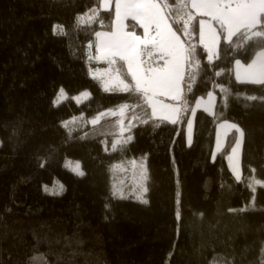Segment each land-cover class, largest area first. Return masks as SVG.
I'll return each instance as SVG.
<instances>
[{
	"label": "trees",
	"instance_id": "obj_1",
	"mask_svg": "<svg viewBox=\"0 0 264 264\" xmlns=\"http://www.w3.org/2000/svg\"><path fill=\"white\" fill-rule=\"evenodd\" d=\"M98 3L0 0V264H29L34 254L31 264H210L217 253L232 252L236 264H262L264 188L253 192L248 185L253 177L264 179V86L238 82L234 73L235 59L250 62L260 50L256 41L245 42L238 33L229 44L220 36V59L212 62L218 67H205L198 23L203 17L197 14L191 37L178 32L186 47L191 43L204 53L192 90L185 89L187 110L177 124L157 118L145 124L140 119H148L151 109L135 93L105 91L91 77L95 32L112 29L114 12L99 9L98 20L79 25L77 16ZM133 23L129 29L140 30ZM55 25L66 35H54ZM149 64L155 67V59ZM220 69L224 74L215 76ZM216 84L232 93L226 107ZM61 88L69 95L89 90L90 96L54 105ZM211 91L217 96L214 113L197 110L188 145L189 106ZM124 104L134 107L121 111ZM101 112L109 114L91 124ZM72 118L77 120L63 126ZM226 120L245 132L239 182L227 159L235 131L213 156L217 125ZM118 121L132 123L133 140L106 151L103 138L118 136ZM145 156L149 203L113 195L112 165ZM66 159L80 161L85 175L66 168ZM55 182L63 185L59 194L45 191Z\"/></svg>",
	"mask_w": 264,
	"mask_h": 264
},
{
	"label": "snow or ice",
	"instance_id": "obj_2",
	"mask_svg": "<svg viewBox=\"0 0 264 264\" xmlns=\"http://www.w3.org/2000/svg\"><path fill=\"white\" fill-rule=\"evenodd\" d=\"M99 9L104 11H114V28L109 32H95L97 37L96 51L101 53L103 58L107 59L110 65L117 63V58L123 61L127 66V74L131 76V81L126 82L118 74L114 78V87L120 91L135 93L137 97L143 100L144 104L151 109V115L148 119H140L133 116V120L140 119L141 123H148L149 119L157 118L167 120L172 124H177L180 121L181 114L187 110V98L183 96L184 85L190 92L192 85L196 81L199 70L201 69L200 57L204 53L197 51V46L189 43L185 46V41L181 39L178 32H182L184 36L191 37L193 35V21L198 14L200 17H211L219 25V32L212 28L211 24L203 18L199 19V39L206 50L208 66L218 67L212 62L214 59H220L219 52L214 51L220 36H225L229 44L233 43V36L240 33L245 42L256 41V46L260 49L255 52V58L251 63L242 64L240 59H235V79L241 83H251L264 86V0H225L221 3L220 0H100L96 8L90 9L89 13L80 14L77 16V25L82 21L92 23L99 19ZM174 13H179V19H176ZM85 17L87 19L85 20ZM131 18L136 21L140 28L143 29L142 35H137L134 30L128 31V25L125 20ZM102 24V21H100ZM174 24L179 27L174 29ZM207 30V31H206ZM54 35H66L62 25L53 27ZM256 38H259L258 40ZM89 48L92 44L89 43ZM242 47V45H237ZM153 51L159 53V61L162 63L158 67H143L140 57L147 52L149 57L153 55ZM98 59L100 57H97ZM89 59H92L90 56ZM119 73V69H117ZM187 74V78H186ZM206 74V73H205ZM224 74V69H220L214 73L215 76ZM96 78L95 76L93 77ZM214 87L220 88L225 94L224 106H227L228 96L232 95L223 84H216ZM112 88L105 83V91H110ZM83 95H89L83 93ZM165 96L172 100H179V106L165 104L158 97ZM209 98L213 96L212 92L208 93ZM61 98H67L64 89L61 88L54 105ZM248 100H256V96L246 97ZM133 105L124 104L121 106V111L133 108ZM135 107H140L139 104ZM199 107V102H197ZM207 111V109H205ZM195 109H193V114ZM159 113V115H158ZM108 112H101L93 118L90 123L96 125L101 118L108 115ZM222 115V113H221ZM119 133L112 143V150H117L118 145L123 148L131 143L133 136L131 135L132 123L124 125L123 121L117 122ZM63 126H67V122H63ZM158 126V125H157ZM188 129H192V121H187ZM222 127L234 129L239 137L235 139L234 146L231 148V154L228 156L229 161H232L237 156L245 136L244 130L237 123L224 122ZM125 132L128 135L125 136ZM190 139V137H189ZM3 142L0 141V144ZM219 141L217 147L219 148ZM108 150L107 148L105 149ZM146 159L142 157V160ZM135 164V161H133ZM78 176H84L85 172L81 170L79 162L74 165L71 162L66 163ZM43 167V164H41ZM142 182L134 189L135 198L143 204H148L145 199V194L148 192L146 186L147 174L146 168L141 164ZM232 171L236 180H241V174L237 166H232ZM252 173L256 172L255 168L251 169ZM254 184L264 188V179H254ZM253 192L256 191L253 184H249ZM60 191L63 190V185H60ZM45 191H50L45 186ZM53 194H59L54 192ZM118 190H114L113 195H117ZM120 198H126L123 193H119ZM179 203V201H177ZM255 197L253 196L251 203L254 204ZM108 207V205H106ZM243 210V209H242ZM10 211V210H9ZM229 211H234L229 209ZM203 216V213L200 214ZM180 219V214L177 212V220ZM260 252L264 256V241H261ZM43 255V254H40ZM35 259V254L28 258L29 264ZM210 264H236L235 253H217L212 257ZM264 264V261H262Z\"/></svg>",
	"mask_w": 264,
	"mask_h": 264
},
{
	"label": "rangeland",
	"instance_id": "obj_3",
	"mask_svg": "<svg viewBox=\"0 0 264 264\" xmlns=\"http://www.w3.org/2000/svg\"><path fill=\"white\" fill-rule=\"evenodd\" d=\"M221 3L225 2V0H220ZM234 2V0H233ZM114 12V11H113ZM115 19V17H114ZM203 19L207 20L209 22V24H211L212 28L215 29L217 32L218 29L214 24V21L211 19V17H203ZM130 20L131 18L127 19L124 21V23L126 25L129 26L130 24ZM133 21V20H132ZM134 23L136 24L137 22L134 21ZM133 23V24H134ZM114 28V20H113V26L112 29L108 30V31H101V32H109L111 30H113ZM128 31H132L129 29V27L127 28ZM136 32L137 35H142L143 33V29L140 28V30L135 29L134 30ZM207 31V30H206ZM178 35H180L178 33ZM181 39L183 40V38L181 37ZM220 39V38H219ZM95 43L97 44V37L95 39ZM186 46V44H185ZM214 51H218V44L216 46V48L213 49ZM156 52V51H154ZM156 64L155 67H158L160 63H162L161 61H159V53L156 52ZM97 57H100L99 59ZM142 57V56H141ZM143 58V57H142ZM255 58V56L253 57V59ZM144 61H146V67L151 66L152 64H149L150 62L152 63V60L149 58H143ZM252 61V60H251ZM247 62H241L242 64H248L251 63ZM117 69H119V73L117 72ZM124 73L127 74V66L123 61H120L117 58V63L114 65H110L107 61V59L103 58L101 53L97 52V56H96V68L92 71L91 73V77H96L95 79L100 83V85L102 86L103 89H105V83L107 82L109 84V86L112 89H118L114 87V78L119 74L121 76V78L125 79L126 82H130L129 79H131V76L127 74V77H125ZM234 73H235V64H234ZM183 88V96L185 95V89L187 90V88H184V85H182ZM66 94L67 98H72L77 102H83L85 100H87L90 96V91L89 90H84L82 92H80L79 94H75V95H69L66 91H64ZM213 93L212 98L210 99L209 96L207 95L206 97H202L200 99L197 100V102H199V107H197V102L193 105V106H189V112H188V120L192 121V129L189 130L188 126H187V121L185 124V137H186V143L188 145H191L194 139V119H195V114L197 112V110H204L207 109V113L209 114H213L214 110H215V104L217 101V96L216 93L214 91H211ZM83 93H88L89 95H83ZM58 95V94H57ZM57 98V96H56ZM55 98V100H56ZM66 98V99H67ZM158 99L165 103V104H172V105H176L179 106L180 101L179 100H172L168 97L165 96H160L158 97ZM63 100H65V98H61V100L55 104L58 105L59 103H61ZM193 109H195V112L193 114ZM183 114H185V111L181 114V118ZM159 115V113H158ZM77 119L76 118H72L71 120H67L65 122H67V125L69 124V122H75ZM92 120V119H91ZM90 120V121H91ZM228 123H234L232 121L226 120ZM225 121L219 122L216 128V138H215V144H214V149H213V156L215 157L217 155L218 152H220L226 145V141H227V137L229 135V133L231 131H235L234 129H230V128H226V127H222V125L224 124ZM128 135V132H125V136ZM132 135V133H131ZM190 137V139H189ZM239 137V134L236 133V139ZM111 138V139H110ZM105 137L103 138V143H104V147L107 148L108 150H112V143L115 142L117 137ZM1 141V140H0ZM219 141V148L217 147V142ZM243 142H244V138H243ZM243 142H242V146L237 154L236 157L233 158L232 161H229L228 157V164L230 169L232 170V166L235 165L238 167L240 174H241V178H242V169H241V163H242V151H243ZM231 154V151L229 152L228 156ZM133 161H135V164L133 163ZM71 162L72 165H74L76 162L80 163L81 166V170L82 169V165L81 162L78 160H73V159H66L64 162V166L66 165V163ZM128 163V164H126ZM143 164L144 168H146V174L148 177V170H147V166H146V159L142 160V157L140 158H127L125 157L124 160H121L120 162H115L112 167H111V177H112V191L114 192V190H118V194L115 196L120 197L119 193L122 192L123 196L125 197H129L131 199L137 200L135 198V194H134V189H136L138 187V185L142 182V177H141V173H142V168L140 167V165ZM66 167V166H65ZM69 170H71L69 167H66ZM72 171V170H71ZM74 172V171H72ZM233 172V171H232ZM75 173V172H74ZM234 174V173H233ZM235 176V175H234ZM254 179H262L259 177H253L251 179V184H253V186H258L254 184ZM60 185L61 182H55L52 185H45L47 186V188L50 190L48 191L49 193H54V192H61L60 189ZM44 186V189H45ZM146 186H147V181H146ZM145 199H147V193L145 194ZM139 201V200H138Z\"/></svg>",
	"mask_w": 264,
	"mask_h": 264
},
{
	"label": "built area",
	"instance_id": "obj_4",
	"mask_svg": "<svg viewBox=\"0 0 264 264\" xmlns=\"http://www.w3.org/2000/svg\"><path fill=\"white\" fill-rule=\"evenodd\" d=\"M154 52V51H153ZM142 57L143 58H149V59H151L150 57H149V55L147 54V52H145L143 55H142Z\"/></svg>",
	"mask_w": 264,
	"mask_h": 264
},
{
	"label": "bare ground",
	"instance_id": "obj_5",
	"mask_svg": "<svg viewBox=\"0 0 264 264\" xmlns=\"http://www.w3.org/2000/svg\"><path fill=\"white\" fill-rule=\"evenodd\" d=\"M150 58H151V60L155 59V53L154 52H153V55Z\"/></svg>",
	"mask_w": 264,
	"mask_h": 264
},
{
	"label": "crops",
	"instance_id": "obj_6",
	"mask_svg": "<svg viewBox=\"0 0 264 264\" xmlns=\"http://www.w3.org/2000/svg\"><path fill=\"white\" fill-rule=\"evenodd\" d=\"M219 42V41H218ZM203 45V44H202ZM157 55V54H156Z\"/></svg>",
	"mask_w": 264,
	"mask_h": 264
}]
</instances>
